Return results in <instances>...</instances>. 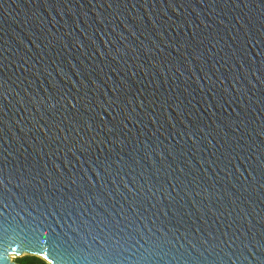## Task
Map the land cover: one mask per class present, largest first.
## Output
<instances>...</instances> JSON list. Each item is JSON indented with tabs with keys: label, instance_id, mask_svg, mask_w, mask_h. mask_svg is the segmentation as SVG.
Instances as JSON below:
<instances>
[{
	"label": "water",
	"instance_id": "1",
	"mask_svg": "<svg viewBox=\"0 0 264 264\" xmlns=\"http://www.w3.org/2000/svg\"><path fill=\"white\" fill-rule=\"evenodd\" d=\"M18 215L13 264H264V0H0Z\"/></svg>",
	"mask_w": 264,
	"mask_h": 264
},
{
	"label": "snow or ice",
	"instance_id": "2",
	"mask_svg": "<svg viewBox=\"0 0 264 264\" xmlns=\"http://www.w3.org/2000/svg\"><path fill=\"white\" fill-rule=\"evenodd\" d=\"M44 227L43 222H33L24 216H17L15 226H5L2 219H0V254L2 256V264H13L6 253L11 249V245L16 242L17 238H22L27 241L30 237L35 238L39 235L40 229ZM49 246V257L55 262V264H67L64 260L66 255V249L64 247L65 241L61 239L59 235L54 232L49 233L47 240ZM27 251H42L31 246L29 243H25ZM104 264H107L105 261Z\"/></svg>",
	"mask_w": 264,
	"mask_h": 264
},
{
	"label": "trees",
	"instance_id": "3",
	"mask_svg": "<svg viewBox=\"0 0 264 264\" xmlns=\"http://www.w3.org/2000/svg\"><path fill=\"white\" fill-rule=\"evenodd\" d=\"M16 261L21 264H46L43 258L36 255H24L22 257L16 258Z\"/></svg>",
	"mask_w": 264,
	"mask_h": 264
},
{
	"label": "built area",
	"instance_id": "4",
	"mask_svg": "<svg viewBox=\"0 0 264 264\" xmlns=\"http://www.w3.org/2000/svg\"><path fill=\"white\" fill-rule=\"evenodd\" d=\"M43 260H44V259H43ZM45 263H46V264H50L47 260H45Z\"/></svg>",
	"mask_w": 264,
	"mask_h": 264
}]
</instances>
